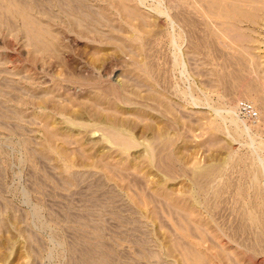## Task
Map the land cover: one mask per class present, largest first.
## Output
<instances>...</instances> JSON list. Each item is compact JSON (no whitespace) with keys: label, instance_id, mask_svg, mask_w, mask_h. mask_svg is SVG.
<instances>
[{"label":"rangeland","instance_id":"374dc122","mask_svg":"<svg viewBox=\"0 0 264 264\" xmlns=\"http://www.w3.org/2000/svg\"><path fill=\"white\" fill-rule=\"evenodd\" d=\"M49 1L52 0H42L44 4ZM172 2L144 0L140 4L141 9L151 15L152 27L149 26L152 30L149 27L147 30L153 34H149L151 37L147 41L150 43L146 46L149 48L152 44L151 52L147 48L151 55L147 54L148 57L153 56V61L142 56L143 61L140 57V62L155 65L153 72L156 74L152 72V76L156 75L157 79L154 77V82L165 98H169L168 102L174 108L171 112L161 103L148 99L146 87L142 85L139 89L131 84L130 56L112 45L94 47L87 39L75 40L74 36L63 34L62 43L66 44L62 54L64 59H45L34 65L24 36L15 30L9 32L7 26L8 29H0V264H71L74 241L93 237L99 225L103 231L97 239L109 246L116 264H143L144 254L150 250L148 254L159 252L160 259H165L166 264H182L181 254H177L180 252L177 249L173 252L174 245L178 242L181 245L179 249L194 245L196 241L184 233L189 229L194 233L197 229L195 233L205 234L210 225L204 227V232H201L202 228L201 231L193 228L186 208L176 210L167 195L182 201L187 208L193 207L196 212H201L206 222L214 220L224 224L227 221V226L233 222V219L230 221L233 210L228 209L235 210L240 203L247 204L248 199L250 201L251 196L254 197L255 192L249 190L243 197L246 202L235 195L234 188H229L231 191L227 189V193L213 200L218 201L217 205L215 202L218 208L215 206L217 209L211 214L218 215L215 217L218 221L202 203L204 197L195 182L209 168L218 169L211 186L227 181L235 185L250 183L252 156L257 157V165L263 164L260 166L264 168V121L262 111L254 104L259 114L255 121H245L239 126L230 122L227 111L236 107L239 100L246 99L239 90L242 86L239 85L241 87L238 86L235 92H225L222 86L219 89L212 84L213 66L223 63L221 48L218 52L216 47L219 44L209 43L214 39L206 35L207 22L205 24V18L202 17L203 21L199 17L202 14L195 15V11L188 8L181 11ZM49 3L45 6L48 7ZM176 10L185 12L186 16L180 13L178 19L174 15L179 13ZM187 11H191L190 16ZM192 12L195 17L198 15V23H195ZM181 14L184 19L188 17L189 25H194L189 26L186 19L188 26L182 22ZM192 18L195 21H191ZM15 24L17 28L18 24ZM195 24L200 25L197 27ZM251 28L252 57H258L263 63V73L248 75L243 85L250 78L264 76V18L252 24ZM170 34L176 45H172V41L169 45L172 40ZM204 36L209 40V46L200 53L195 49V54L193 45L196 46L199 40L206 41ZM152 37L156 39H152L156 45L150 41ZM192 40L193 43L197 41L196 44L191 43ZM232 53L237 54V51ZM81 76H85L83 80L95 82L96 87L87 90L71 88L69 81L82 80ZM126 80L130 81V86L123 92L122 99L125 97L128 101H114L112 84L122 86ZM30 83H35L34 88ZM42 93L48 94L47 97L56 93L58 98L56 96L57 100L53 102L38 96ZM22 94L30 101L23 104L20 112L17 101ZM96 100L104 104L98 108L91 106L90 103ZM109 108L116 109V112ZM48 131L55 135L52 141H47ZM115 133L123 138H118L120 141L125 138V142H131V145H124V148ZM169 153L173 158L172 168L165 160ZM241 158L245 160L244 166L239 164ZM244 167L245 172L242 171ZM69 173L82 176L84 181L81 177V184L80 181L79 184H68L66 177ZM260 180L263 181L262 178ZM220 218L224 219L221 221Z\"/></svg>","mask_w":264,"mask_h":264},{"label":"bare ground","instance_id":"6f19581e","mask_svg":"<svg viewBox=\"0 0 264 264\" xmlns=\"http://www.w3.org/2000/svg\"><path fill=\"white\" fill-rule=\"evenodd\" d=\"M143 1L144 0H58V1L52 0V1H49L50 3L47 2L44 4V2H42V0H0V29L7 26L9 28V30H8L9 32L11 30V33H12L13 30H15L17 32V34H19V35L21 34L22 36H24V38L26 39L27 46L29 47V55H30L32 64L37 63V62H41L42 60H45V59H49V60L53 59V58L58 59V60L61 59L62 54H64V52L66 50L65 49L66 44L64 43L65 44V46H64V44L62 43L63 34L72 35V37L74 36L75 40H76V38H78L79 40L87 39V41L89 40L91 42V43L90 42L89 43L94 45V47L95 46L99 47V46H103V45L104 46L105 45H107V46L112 45V46L116 47L118 50L120 49L124 54H126V56L127 55L130 56L129 63L132 62L130 64V66H132V68L130 69V72H131L130 76L132 77V80H133V81H131V82H133L131 84H133L134 86L137 85V87L139 89L141 88L142 85L144 87H146V90H148V92H147L148 93L147 96H149L148 99H153V100H155L154 102L157 101V102L161 103L162 106L163 105L166 106V109H168V111L171 112L174 108H172V104H170L168 102L169 98L168 99L165 98V95L163 94V92L158 87L159 85H156V82H154L155 81L154 77L156 75L152 76V74L155 72L154 69L156 67H154L155 65L153 66L149 62H147L149 60V57H150V56L148 57V54H150L151 50L153 49V48H151L152 44H150L151 45L149 47L150 49L147 47L148 51H150L149 53H148L147 48H146L147 44L149 46V43H150L147 40L149 39V37H151V36H149V34H151V33L149 32V30H147V28L149 27L150 31H151L152 25H150V21H151L150 16L151 15H149L148 13H145L144 12L145 10L143 11L141 9L140 4H142ZM169 1H171V2L173 1L172 3H175V6L180 7L181 11H182V8H186V9L188 8V9L194 10L195 12L194 11L193 12L195 13V15L199 14V13H200V15L202 14V16H199V17H201V18L204 17L206 20V21H204V18H202L204 23L207 22L206 27H208V29H207L208 32L206 35H208V37H211L214 39V41L212 40V42H209V43L213 44V42H214V46L219 44L218 45L219 47L217 46L216 49L219 52L220 48H221V52L223 54V63H221V65L215 64L213 66L214 69L212 71V75H213V83L212 84L216 88L219 87V89L222 86L224 88L225 92H228V91L235 92L238 89V86L241 85L242 87L239 86V87H241L239 89L241 96H243L246 99H249L251 102H253V104L258 106L259 110L262 111V117H263V121H264V76L261 75L258 78H250L251 80L247 84L243 85V83L246 82V80H247L246 77L249 78L248 75H252L253 73H256V72L257 73L258 72L263 73V71H262L263 70V63L260 61V59L258 57H255V56L252 57L253 50H251V47H252V42H253L252 39L253 38L251 37V35H252L251 33L253 32V29L251 27H252V24L258 23L260 19L264 18V0H169ZM48 3H49V6L48 7L45 6ZM160 7H162V6H160ZM169 7H172V6L170 5ZM177 7H175V8H177ZM155 9H156V7H155ZM160 9L162 10V8H160ZM179 10H176V11L179 12ZM185 10L183 9V11H185ZM157 12L160 13V10ZM187 12H188L187 15L190 16L191 11H187ZM176 13L174 15L178 16L177 18L179 19L178 14H180L182 12L177 13V15H176ZM184 13H182V14L184 15ZM194 13H193V16H194ZM151 14H152V12H151ZM183 15H182V17H183L184 21L183 20H181V21L186 23L185 21L188 19V17L185 18L186 19L185 20L184 16H186V15H184V16ZM196 17L194 18V19H196V21L193 20V18L191 19V21L193 20L196 23L197 20L199 19V18L197 19ZM201 18H200V21H201ZM14 23H17L19 25L18 26L17 24H15V25H17L18 29L16 28V26L13 25ZM187 23H188V20H187ZM187 23H186V25H187ZM192 24L194 25V23H192ZM11 25H13V26L9 27ZM188 25H189V23H188ZM191 25H189V26H191ZM198 25H200V24H197L196 26L198 27ZM202 26H203V24H202ZM13 27H15L16 29ZM193 27L194 26H192V28ZM192 28H189V29H192ZM194 30H193V32H194ZM146 31H148V32H146ZM188 31H190V30H188ZM196 31H197V29H196ZM182 32H184V31H182ZM190 32H192V31H190ZM164 33H163V35L166 34V33L165 34ZM159 34H161V31L159 32ZM146 35H148L147 36L148 38L146 37ZM151 35H153V34H151ZM167 35H168V33H167ZM160 36H158V37H160ZM155 37H157V36H155ZM168 37H169V35H168ZM171 37L172 36L170 34V38ZM204 38H205V36H204ZM204 38L202 37V39H204ZM150 39H151L150 41H152V39H154L156 41V39L153 37ZM157 39L159 41L162 39V37H161V39H159V38H157ZM165 39L167 41V38H165ZM208 39H210V38H208ZM169 40L170 39L168 38V41ZM226 40H228L229 43ZM158 41H157V43H158ZM203 41L200 42V40H199L198 44H196L197 41L194 42L196 44V46L193 45L194 49H192V50L194 51L196 49L197 53H200V51H202V49L208 45L207 43L209 40L206 39V41H204V42ZM154 42L152 41L153 45H156V44H154ZM174 42H175V39L172 37V40H170L169 45L171 43H172V45H174V44L176 45V43H174ZM160 43H161V41H160ZM191 43H193V40ZM165 44H166V42H165ZM165 44H163V45H165ZM160 45H162V43ZM157 46H158V44H157ZM214 49H215V47H214ZM192 50H191L190 54L193 52ZM230 50H233L232 52L237 51V54L230 52ZM155 52H156V50H155ZM194 53L196 54L195 51H194ZM142 56H144L143 58H146V60H147L146 62L145 61L143 63L140 62L142 59ZM140 57H141V59H140ZM151 57H153V56H151ZM207 57H208V55H207ZM66 58L67 57H65V59ZM62 59H64V57ZM208 59H210V57ZM150 60H152V58ZM201 60H203V59H201ZM142 61H143V59H142ZM154 62H156V64H157V61H154ZM207 62H209V61L207 60ZM215 66H217L216 69H215ZM153 70H154V72H153ZM154 74H156V73H154ZM162 75H161V77H162ZM79 77L80 76H78V78ZM84 77L81 76V79ZM73 78H74V76H73ZM70 79H72V78H70ZM89 79H91V78H89ZM94 81H96V80H94ZM65 82H66V80H65ZM91 82H88L87 80H83V79L82 80H78V79L73 80L72 79V81H69L71 88L77 87L78 89H81V90H87L88 88L90 89V87L92 88V86L94 87L95 82L94 83H91ZM232 83H233V85H232ZM34 84L30 83L31 88H34L33 87ZM114 85L112 84V86H111V90H112L111 94H113L116 97V98L114 97V101H115V99L116 100L122 99L123 92L125 91V89L128 88L127 86H130V81L128 80V82H127V80H126L122 86H114ZM99 86H100V84H99ZM136 89H135V91H136ZM36 91L38 92V90H36ZM94 91H96V90H94ZM126 92H127V90H126ZM46 93H48V92H46ZM46 93H42L41 95H38V96H40V97L42 96V98L44 97L45 99L49 98L53 102L55 100H57L58 96L56 93H55V96L52 95L50 97H47L49 95ZM136 93H134V94H136ZM139 93H138V95H139ZM231 94H233V93H231ZM56 96H57V98H56ZM112 96H111V99H112ZM29 97H32V96H29ZM103 98H105V97H103ZM138 99H140L139 96H138ZM123 100L126 101L127 99L124 97L122 99V101ZM28 101H30V99L28 97H25L23 94L20 95V98L17 101V108L19 109L20 112H22V106L24 107L23 104H25L26 102L28 104ZM93 102L90 104H92L91 106H95L96 108H98V106L104 104L102 101H97V100H96V102H94V104H93ZM143 102H141V103H143ZM112 103H110V104H112ZM158 106H160V105L158 104ZM148 107L146 106V108H148ZM110 110L112 112L113 108ZM111 112H110V114H111ZM114 112H116V109ZM166 112H164V113H166ZM117 113H115V114H117ZM227 113L230 114V119H231L230 122L232 124L237 125V126H239V124H243V123L245 124V121L250 122V120H246V119L242 118L237 113L236 107H231L227 111ZM175 118H177V117L175 116ZM251 121H255V120H251ZM170 125H172V123ZM114 129L112 130V132L114 131ZM247 130H249L248 126H247ZM115 131H116V129H115ZM48 132H49V135H48L47 141H52L55 138V135H54V133H52L50 131H48ZM112 132H111V134H112ZM121 132H123V131H121ZM130 132H131V130H130ZM120 135L122 136V134H120ZM114 136L115 137L118 136L116 139H118V138L123 139L118 134H116ZM125 140H126L125 138L123 141L121 140L124 148H126L127 145H131V142H128V141L125 142ZM169 143H170V141H169ZM124 145H126V146H124ZM127 148L129 149L130 147L128 146ZM154 151H155V149H154ZM164 151H166V149ZM151 154H152V151H151ZM153 154H154V152H153ZM159 154H161V153H159ZM170 154L171 153H169L168 156H165L167 158H165V157H163V158H165V160L167 159L166 161L170 164L169 165L170 168H172L173 167V165H172L173 164V160H172L173 158ZM255 158H257V157H255ZM255 158L252 156L250 159L252 161L251 163L253 165V169L252 168H251L252 170L250 169L252 172V177L250 176V178H252V179H251V182L249 181L250 183H248V184L244 182V183H240V184L238 183L237 185H235L234 183H230L227 181L224 184L222 183V185L218 184L219 186H215V185H214L215 187L211 186V184H212L211 180L213 177H215V174L218 172V169H212V168L211 169L209 168V170L206 172L204 171L205 173L201 174L199 176L197 182H195L200 195H202V197H204V200L202 203L208 210H210V212H209L210 214L212 212L214 213V210L218 208L216 206L218 201L217 200L213 201V200L216 197L217 198L221 197L224 194V192H226V190L231 188V187H232V189L233 188L235 189V191L237 193L235 195H238L239 198L241 197L242 200L245 199L243 197L247 196V192L249 190H253L255 192V195L253 194L254 197L251 196L253 199L248 196L251 199L250 200L251 202L248 199L247 204L245 202H243V204L239 202L240 206L237 209L236 208H235V210L232 208H231V210H230V208L228 209V211L233 210V213L230 216L231 217L230 221L233 219V222H231V226H227V224H226L227 221L224 224L215 223L214 220H212V221L210 220V222H206L204 220V218H202L203 215L202 216L200 215L201 212L200 213L196 212L195 210L192 209L193 207L187 208V206L184 205V203L178 199L176 200V199H174L168 195L166 196V198H168V200H170V202L175 207H177L176 210L186 208V210L189 214L190 222L194 225V226H192L193 228L197 227L201 231L208 224L210 225L209 227H207V230H209L208 232L207 231L204 232L205 229L201 231L207 235L200 233V232L195 233L197 231V229H196V231L194 230L195 231L194 233L190 229H189V231H186V230H185L186 232L184 231L185 232L184 234L186 235V237L194 239L196 241L194 245L192 243L193 246L190 244L192 247L187 245L188 247H191V248H187V246L185 248V246H183L184 249H179L181 245L178 244V242H177V244L174 245V247L172 246L173 252L176 251V249L178 250V252H180L177 254H181L182 258L181 257L180 258H181L182 264H264V207H263V205H264L263 204L264 194L262 195V193L264 192V168L263 169L261 168V166L263 164L262 165L260 164L261 166L257 165L258 164L257 159H255ZM239 164H243V166H244L245 160H243V158H241ZM245 167L243 168V170L241 169L244 172H245ZM205 170H206V168H205ZM200 173H202V172H200ZM169 174H170V172H169ZM243 176H245V175H242V177ZM246 176H247V174H246ZM81 177H79L78 175L69 173V174H67L66 182L70 185H74V184H79L78 181H80V184H81ZM246 178H248V177H246ZM260 178H262L263 181L260 180ZM82 179H83V177H82ZM83 181H84V179H83ZM240 182H242V181H240ZM174 196H176V195H174ZM221 200H220V202H221ZM245 201H246V199H245ZM215 202H216V205H215ZM235 204H237V203H235ZM219 205H221V204L219 203ZM237 205H236V207H237ZM215 206L217 208H215ZM205 207L203 209H205ZM172 208H174V207H172ZM224 208H223V210H224ZM226 210H227V207H226ZM180 213H182L181 210H180ZM215 214H216V212H215ZM211 215L213 218L214 215L213 214H211ZM219 215H221V214H219ZM224 215H225V213H224ZM226 215L228 216V214H226ZM215 217L217 218L218 215L214 216V218ZM223 219H221V221ZM227 220H229V219H227ZM181 223L182 222H180V224ZM188 223H189V221H188ZM81 225H85V224L81 222ZM86 225H88V224H86ZM94 226H96V225H94ZM179 227H181V226H179ZM182 228H184V227H182ZM102 231H103L102 227H100V225H99L95 235L94 236L92 235L93 237H88V238L86 237V239L82 238L80 240L76 239L74 241V245L72 244L73 245V247H72L73 259L74 260L72 259L71 264H116V262L114 260L115 255H112V253H111L112 251H110L109 246H107V244L104 241H100L97 239L100 237L99 234ZM174 235H175V233H174ZM177 236H178V234H177ZM175 239H176V237H175ZM177 239H179V238H177ZM189 241L190 240H188V242ZM174 242H176V241H174ZM185 243H186V241H185ZM182 245H183V243H182ZM158 247H160V246H158ZM154 252H155L154 254H153V252H152V254H148V253L144 254L145 261L143 262V264H166L163 261L165 259H162V258H161L162 260L160 259L159 252H158V254H156V251H154ZM170 257H172V256L170 255ZM153 259H155V260H153ZM177 261H178V258H177ZM179 261H180V259H179Z\"/></svg>","mask_w":264,"mask_h":264},{"label":"built area","instance_id":"2783aa9c","mask_svg":"<svg viewBox=\"0 0 264 264\" xmlns=\"http://www.w3.org/2000/svg\"><path fill=\"white\" fill-rule=\"evenodd\" d=\"M237 113L246 120H256L258 118V111L254 104L246 99H241L236 104Z\"/></svg>","mask_w":264,"mask_h":264}]
</instances>
